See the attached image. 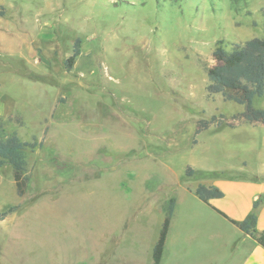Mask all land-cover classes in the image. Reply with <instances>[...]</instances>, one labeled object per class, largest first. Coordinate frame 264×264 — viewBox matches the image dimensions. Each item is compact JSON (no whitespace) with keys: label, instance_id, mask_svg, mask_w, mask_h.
Wrapping results in <instances>:
<instances>
[{"label":"rangeland","instance_id":"374dc122","mask_svg":"<svg viewBox=\"0 0 264 264\" xmlns=\"http://www.w3.org/2000/svg\"><path fill=\"white\" fill-rule=\"evenodd\" d=\"M0 14V136L41 144L22 197L0 168V211L19 206L0 264H152L171 198L170 250L198 253L212 217L195 188L264 175V124L206 91L217 46L263 35L264 0H0Z\"/></svg>","mask_w":264,"mask_h":264},{"label":"trees","instance_id":"16d2710c","mask_svg":"<svg viewBox=\"0 0 264 264\" xmlns=\"http://www.w3.org/2000/svg\"><path fill=\"white\" fill-rule=\"evenodd\" d=\"M262 29L263 35L261 37H255L243 44L235 45L229 51L222 46H217L213 51V57L217 63L207 69V94L209 96L220 94L224 100L243 106L244 110L240 114V119L246 124H264V109L253 106L255 98L264 97V20ZM78 42H76L73 53L67 60L69 66H72L75 58L80 53ZM211 123H215V118L210 121H200L199 128H206ZM1 127L2 119L0 117V131H2ZM40 145L36 141H22L15 132L0 136V168L5 165L11 166L16 193L19 197L25 194L29 183L25 151H34ZM191 174L192 170L188 168L186 175L190 176ZM194 194L209 206L210 199L224 196V193L218 187L205 184H199L195 188ZM263 200L264 196L255 201L252 213L242 221L230 219L220 210L214 207L211 208L264 247V232H260L256 228V211ZM175 204L176 199L171 198L166 206L165 218L152 248V264L161 263ZM18 208V205H12L0 211V221Z\"/></svg>","mask_w":264,"mask_h":264},{"label":"crops","instance_id":"0c3cea01","mask_svg":"<svg viewBox=\"0 0 264 264\" xmlns=\"http://www.w3.org/2000/svg\"><path fill=\"white\" fill-rule=\"evenodd\" d=\"M213 185L224 196L210 199V206L200 200L210 210L207 212L212 221L205 225L201 233L199 252L180 254V251L170 250L174 242L172 229L177 212L175 204L160 264H264V247L211 208L220 210L236 221L246 219L253 211L254 202L264 196V175H254L251 178L222 176ZM256 212V228L264 232V200Z\"/></svg>","mask_w":264,"mask_h":264}]
</instances>
